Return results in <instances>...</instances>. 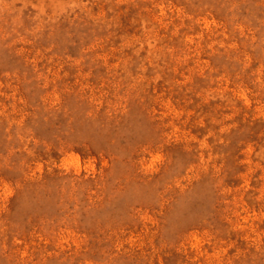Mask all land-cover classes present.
<instances>
[{"label":"rangeland","instance_id":"obj_1","mask_svg":"<svg viewBox=\"0 0 264 264\" xmlns=\"http://www.w3.org/2000/svg\"><path fill=\"white\" fill-rule=\"evenodd\" d=\"M0 264H264V0H0Z\"/></svg>","mask_w":264,"mask_h":264}]
</instances>
